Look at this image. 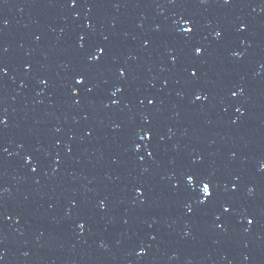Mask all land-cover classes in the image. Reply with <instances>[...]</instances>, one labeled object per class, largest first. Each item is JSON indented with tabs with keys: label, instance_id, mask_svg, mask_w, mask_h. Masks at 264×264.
<instances>
[{
	"label": "water",
	"instance_id": "water-1",
	"mask_svg": "<svg viewBox=\"0 0 264 264\" xmlns=\"http://www.w3.org/2000/svg\"><path fill=\"white\" fill-rule=\"evenodd\" d=\"M0 120V264H264V0H0Z\"/></svg>",
	"mask_w": 264,
	"mask_h": 264
},
{
	"label": "snow or ice",
	"instance_id": "snow-or-ice-1",
	"mask_svg": "<svg viewBox=\"0 0 264 264\" xmlns=\"http://www.w3.org/2000/svg\"><path fill=\"white\" fill-rule=\"evenodd\" d=\"M71 2H72L73 5H75L76 0H71ZM229 2H230V0H225V3H229ZM245 27H246V26L243 25V24L240 25V29H241V30H244ZM189 31H190V30H189ZM216 36H217V37L221 36V33H220V32H217V33H216ZM81 47H83V45H81ZM98 51H99L100 53H103L104 49H103V48H100ZM195 52H196V54L199 55V54H201L202 49L199 48V47H197V48L195 49ZM121 74L123 75V73H121ZM191 75H192L193 77H195V76H196V72H195V71H192ZM76 83H77V84H84V83H85V79H84V77H83V76L78 77L77 80H76ZM89 91H91V89H89ZM117 91H120V89H117ZM113 95H115V93H113ZM233 95H236V93H233ZM200 98H201V97H197V99H200ZM151 102H152V101H149V103H151ZM0 123H3V121L0 120ZM143 138H145V139H150V138H151V132L148 131V130H145V131H144ZM149 155H151V153H149ZM33 171H35V169H33ZM192 180H193V177L189 176V177H188V182H189V184L192 183ZM201 183H202V187H201V189H200L201 193L204 195V197H210V196L212 195V193H211L210 190H209V183H206V182H203V181H202ZM137 191H139V189H138ZM202 202H204V201L202 200ZM224 210L227 212V211H228V208H225ZM189 211H191V209H189ZM248 222H249L250 224L252 223L251 220H249ZM80 227H83V225H80Z\"/></svg>",
	"mask_w": 264,
	"mask_h": 264
}]
</instances>
